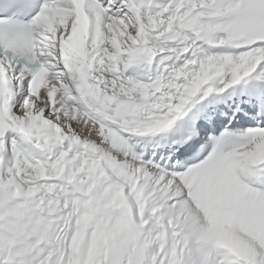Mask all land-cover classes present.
<instances>
[{"label": "snow or ice", "instance_id": "1", "mask_svg": "<svg viewBox=\"0 0 264 264\" xmlns=\"http://www.w3.org/2000/svg\"><path fill=\"white\" fill-rule=\"evenodd\" d=\"M0 264H264V0H0Z\"/></svg>", "mask_w": 264, "mask_h": 264}]
</instances>
